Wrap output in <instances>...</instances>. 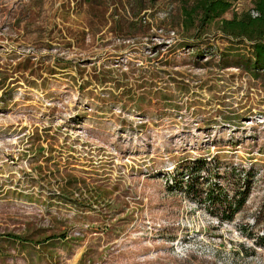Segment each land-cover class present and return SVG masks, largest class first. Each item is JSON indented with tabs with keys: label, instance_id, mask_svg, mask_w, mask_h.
Returning a JSON list of instances; mask_svg holds the SVG:
<instances>
[{
	"label": "rangeland",
	"instance_id": "374dc122",
	"mask_svg": "<svg viewBox=\"0 0 264 264\" xmlns=\"http://www.w3.org/2000/svg\"><path fill=\"white\" fill-rule=\"evenodd\" d=\"M181 13L0 0V264H264V71Z\"/></svg>",
	"mask_w": 264,
	"mask_h": 264
},
{
	"label": "trees",
	"instance_id": "16d2710c",
	"mask_svg": "<svg viewBox=\"0 0 264 264\" xmlns=\"http://www.w3.org/2000/svg\"><path fill=\"white\" fill-rule=\"evenodd\" d=\"M235 0H182L183 27L189 31L192 28H200L219 20V29L229 37L234 39H244L251 44V58L248 64L255 70L264 71V0H253V11L245 12L240 16L231 18L223 17L227 13ZM219 157L217 156V159ZM186 163V164H190ZM207 164V160L196 159L192 162L193 166H187L186 172H192L194 176L199 174L201 166ZM236 168H232L230 174L235 175ZM250 170L246 171L245 178L250 180L253 175ZM188 175H190L188 173ZM236 176V175H235ZM198 179V177H196ZM248 184V182H247ZM193 191L198 192L197 188L192 187ZM190 188V189H192ZM241 197L235 202H229L227 211L223 219H232L235 213L244 204L249 193L248 186L243 187ZM188 189V190H190ZM212 196V195H210Z\"/></svg>",
	"mask_w": 264,
	"mask_h": 264
}]
</instances>
